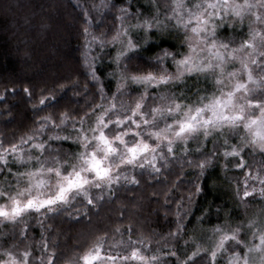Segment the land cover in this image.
<instances>
[{"label":"snow or ice","instance_id":"6c2138e0","mask_svg":"<svg viewBox=\"0 0 264 264\" xmlns=\"http://www.w3.org/2000/svg\"><path fill=\"white\" fill-rule=\"evenodd\" d=\"M152 4L153 12L146 14L140 8L133 12L125 0L117 10L114 33L107 39L91 31L92 18L87 10L83 13L81 55L90 82H100L94 48L115 45L118 49L110 57L116 67L109 74L117 81L110 97L100 85V102L73 115L67 107H55L59 99L55 90L42 89L32 108L52 111L37 116L35 126L14 142L5 144L0 138V224L13 225V242L0 245V264H56V241L50 245L42 220H37L41 239L19 246V240H27L30 227L25 217L39 214L47 219L74 203L87 210L106 198L113 200L119 188L139 186L138 175L147 172L155 181L170 162L183 165L190 152L203 157L187 159L199 177L218 158V148L226 159H238L233 168L243 175L234 180L236 196L241 202L264 200V161L253 169L244 158L249 150L264 157V0H170L162 18L156 0ZM132 17L135 23L129 22ZM237 26L242 33L239 39L221 35L225 28ZM141 31L143 38L137 42L133 33ZM151 32L181 35L179 48L184 50L160 48L142 59L144 45L154 39ZM169 61L174 70L167 67ZM78 86L77 81H70L55 88L63 91ZM133 86L142 89L133 103L118 99L125 93L131 95ZM23 92L32 98L30 86L25 85ZM208 140H213V148L205 151ZM64 141H71L75 149H65ZM193 141L197 146L189 148ZM11 164L23 170H14ZM200 191V184H195V193ZM193 194L188 193L189 202ZM175 203L176 228L167 234L172 238L186 227L184 198ZM126 230L131 233V226ZM120 232L117 226L114 233ZM211 232L210 247L194 240L189 252L185 241L183 254L167 245L172 250L161 255L176 257V264H197L201 257H206L201 264H220L221 259L224 264H264V207L246 224H218ZM149 250L143 239L134 241L131 235L113 244L105 232L74 253L75 260L69 264H160L157 256L144 254Z\"/></svg>","mask_w":264,"mask_h":264},{"label":"trees","instance_id":"16d2710c","mask_svg":"<svg viewBox=\"0 0 264 264\" xmlns=\"http://www.w3.org/2000/svg\"><path fill=\"white\" fill-rule=\"evenodd\" d=\"M128 2L133 12L137 8L146 14L153 12L152 0ZM124 3L125 0H0V93L4 94L0 95V138L5 144L14 142L33 128L37 116L52 111V108H43L41 111L32 108L42 89L55 90L59 97L55 107L59 110L67 107L73 110V115L82 114L92 104L100 102V85L107 96L112 95L116 90L117 81L115 76L109 74L116 67L110 57L115 56L117 46L94 48L92 55L97 56L95 67L100 82H90L91 78L86 75L87 69L83 65L81 55L85 42L82 31L85 26L83 13L87 10L92 18L91 31L102 39H107L114 33L118 24L115 19L117 10ZM169 3L170 0H156L161 17L165 11L164 6ZM105 4L108 6L105 7ZM129 22L135 23V18H130ZM244 31L246 32V29ZM229 34L237 39L242 35L238 26L235 30L225 28L221 33L223 36ZM143 35L142 31L139 34L133 33L137 42L142 40ZM150 35L154 39L144 45L142 59L156 53L160 48L183 50L179 48L180 38L175 32L168 35L151 32ZM132 63H136L135 59ZM167 67L171 69L170 61ZM70 81H77L79 86L68 87L63 91L56 90V85L68 84ZM25 85L32 89L31 99L23 92ZM141 90L133 86L129 89L131 95L125 93L118 99L133 103ZM44 139H47V136ZM193 145L196 146L195 141L189 144V148ZM56 146L58 145H54ZM63 147L74 150L76 146L71 141H64ZM212 148L213 141H210L205 151ZM216 151L218 158H214L213 165L206 170L203 177H199L198 170L187 163L189 156L197 160L203 157L190 152L184 157L183 165L179 161L170 162L169 169L162 170L155 181L148 178L147 172L143 177L138 175L137 178L141 181L139 186L119 188L113 200L106 198L96 206H88L87 210L83 204L74 203L71 208L58 215L49 214L47 219L39 214L25 217L30 227L27 240H19V246L22 248L29 241L34 245L35 241L41 239V227L37 223L39 219L44 223L50 245L52 240L56 241V251L59 253L56 264H69L74 261V253L82 252L97 236L105 232L113 244L120 240L126 241L129 235L134 241L143 239L150 249L145 255L157 256L160 264H176V257L163 256L161 253H170L172 247H175L183 254L185 241H188L187 251H192L195 247L193 241H205V233L209 228L225 222L230 226L239 224L244 221L245 211L249 210L247 206L263 201L258 197L241 202L235 194L234 185H231L237 177L243 175L233 168L239 161L229 158V167L221 174V149ZM244 158L253 169L264 161V157L258 152L253 153L250 150ZM9 166L17 171L23 170L17 169L15 164ZM2 179L0 177V180ZM226 180L231 181V184ZM197 183L201 186L199 193H195ZM189 192L194 193L190 202ZM181 197L184 198L187 210L183 221L186 227L178 237L172 238L167 234L176 228L175 201ZM166 199L168 204H165ZM257 208L260 206L257 205ZM205 209L208 211L205 212ZM253 211L255 210H252L251 214ZM117 226L121 228L120 233H114ZM129 226L132 228L131 233L126 230ZM12 229L11 224H0V233L3 234L0 235V245L7 247L13 242ZM191 236L193 240L190 241ZM76 245H79V248ZM36 255H40L39 251ZM204 259L206 257L198 259L197 264H201Z\"/></svg>","mask_w":264,"mask_h":264},{"label":"rangeland","instance_id":"374dc122","mask_svg":"<svg viewBox=\"0 0 264 264\" xmlns=\"http://www.w3.org/2000/svg\"><path fill=\"white\" fill-rule=\"evenodd\" d=\"M162 18V17H161ZM179 36V38H180V41L183 39V37L181 36V35H178ZM179 44H180V42H179ZM184 50V49H183ZM182 50V51H183ZM170 66H171V69L170 70H174V68H173V66H172V64H171V62H170ZM210 141H213V140H208L207 141V144L210 142ZM233 143H235V141L233 140L232 141ZM206 144V145H207ZM220 144H221V146L223 145V141L221 140L220 141ZM197 146V145H196ZM196 146H192V148H194V147H196ZM177 151H179V149H177ZM220 156H221V162H220V170H221V174H224L223 172H224V170L226 169V168H228L229 167V164H228V160H229V158H225L223 155H222V150H221V152H220ZM227 166V167H224V166ZM228 183H230L231 184V181H229V180H226ZM232 186L234 185V189H235V184H231ZM258 198V197H257ZM257 205L258 206H260V208L261 207H264V200L262 201V203H259V204H253L252 206L251 205H249V206H247L248 207V209L249 210H247V211H245L246 213V215H245V217H244V223L246 224L247 223V220L249 219V218H252L253 216H255L256 214H257V210L259 209V208H257ZM252 210H255V211H253V213L251 214V211ZM225 224H228V225H230L229 223H221V224H219V225H222V226H224ZM216 226V225H215ZM235 226H238V224H236V225H232V227H235ZM205 241H203V240H201V244L203 245V246H205V247H210V245H211V243H212V236H213V234H212V232H211V228H209V230H207V232L205 233ZM242 237L243 236H241V239H242ZM191 240H193V238H192V236H191V238H190V241ZM194 246H195V244H194ZM220 264H224V261H223V259H221L220 260Z\"/></svg>","mask_w":264,"mask_h":264}]
</instances>
